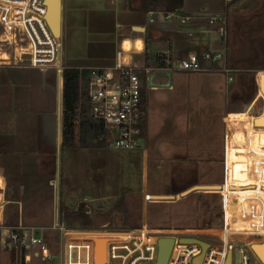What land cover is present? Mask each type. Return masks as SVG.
<instances>
[{"label": "rangeland", "instance_id": "1", "mask_svg": "<svg viewBox=\"0 0 264 264\" xmlns=\"http://www.w3.org/2000/svg\"><path fill=\"white\" fill-rule=\"evenodd\" d=\"M155 1L159 3L161 0ZM125 2L131 3L130 0L122 1L123 4ZM220 3L221 0H217L216 4ZM115 7L116 0H61L59 42L62 67L112 63L117 45L114 35L118 31L113 29ZM205 10V15L217 12ZM174 18L157 24L154 16H144L143 24L146 32H150L152 27L155 30L158 27L165 29L177 23ZM213 27L217 31V26ZM232 34L235 35L234 43L230 40ZM225 40L229 47L224 59L227 65L223 61L210 68L211 72L218 73L215 81L179 77L172 73L171 80L170 77H162L163 80L159 81L162 85L160 90L147 91L151 97L145 108V137L141 147L131 151L109 149L99 137L93 140L84 138V144L78 143L76 149L61 151L59 143L57 145L54 140L59 131V128L55 129L58 77L53 69L32 72L45 84L47 102L41 116L34 120L15 119L8 123H12L13 127L21 126L19 131L25 127L29 135L47 141L46 153H55L58 157L53 172L55 186L11 183L9 178V189H5L3 197L4 202L7 201L3 207V223L14 226L19 211L23 226L35 233L46 234L51 240L57 233L51 228L52 219L65 230L79 232L114 234L143 226L146 229L180 227L213 230L219 217V196L213 190L190 188L221 182L223 139L218 118L223 112L225 92L251 91V97L247 95L233 106V110L237 111L247 109V104L259 95L256 88L251 89L250 76L230 77L228 74L232 72L227 66L259 64L264 58V32L250 34L247 29H239L232 33V30L226 29ZM126 59L139 64L136 63L137 57ZM253 72H264V63L263 68L250 70V73ZM80 87L84 88L82 83ZM236 96L240 99L244 97L241 94ZM242 101L245 104H241ZM257 107L255 104L251 109L257 110ZM244 163L248 166L247 161ZM246 171L247 167L245 170L238 169V166L234 168V164L227 161L225 183L242 182ZM42 173L37 170L33 175L30 172L26 174L44 178ZM27 180L30 183L32 178ZM144 194L158 200L143 202ZM10 200H17V203ZM101 225L105 226L102 228Z\"/></svg>", "mask_w": 264, "mask_h": 264}, {"label": "built area", "instance_id": "2", "mask_svg": "<svg viewBox=\"0 0 264 264\" xmlns=\"http://www.w3.org/2000/svg\"><path fill=\"white\" fill-rule=\"evenodd\" d=\"M46 0H0V53L24 61L4 63L24 66L38 71L53 69L61 73V44L47 25ZM230 3L231 0H224ZM148 17L153 12H146ZM164 20L169 16H164ZM186 18L180 19L181 22ZM149 21H151L149 19ZM217 26V38L222 43L219 52L189 53L175 63L167 52L155 67L123 65L116 54L109 68L87 70V115L97 122L100 142L109 149L131 151L141 147L145 137V109L142 89L151 87L155 74L177 72L204 73L225 59V18L214 15L207 18ZM207 64V66H206ZM262 98V97H261ZM262 100H264L262 98ZM227 111L221 118L223 155L222 177L218 189L219 217L213 230L185 228L146 229L122 233L100 231H72L63 229L55 219L51 228L56 230L54 240L48 235L35 233L23 226L19 218L14 226L3 223V194L0 189V264H94L92 239H110L105 244L104 264H155L157 241L172 239L165 264H193L201 254L198 242L206 244L198 264H224L229 253V264H261L252 245L264 243V145L254 135L264 132V125H256L262 110ZM235 106V105H234ZM244 115L243 118L238 116ZM247 160L245 179L238 183H225L226 153ZM0 179L4 186L3 174ZM152 195L144 194L143 202H154ZM102 228L105 225H101ZM78 232V233H77ZM191 239L193 242H183Z\"/></svg>", "mask_w": 264, "mask_h": 264}, {"label": "crops", "instance_id": "3", "mask_svg": "<svg viewBox=\"0 0 264 264\" xmlns=\"http://www.w3.org/2000/svg\"><path fill=\"white\" fill-rule=\"evenodd\" d=\"M122 1L123 0H116V7L113 9L114 12L112 13V16L116 17L113 29L118 30L114 35L117 45L114 50L112 63L106 62L100 66L90 67H64L76 69L109 68L114 65L117 53H119V61L123 65L155 67L158 64V59L165 52L169 54L171 61L174 63L178 59L184 58L189 53L199 54L201 52H219L222 48V43L218 40L217 32L214 30L213 25H210L207 22V18L214 15H223L225 18V28L229 31L232 30V33L238 32L239 29H247L250 34L258 31L260 33L264 32V0H231L230 3H225L224 0H221L219 5L216 4L217 0H161L159 3L154 0L152 1V5L157 6L158 9L152 12L155 15V20L158 21L157 24H163L164 16H169V19L175 17L174 19L177 23H172L168 25V27H165V29L164 27H158V29L155 30L153 29L154 27H152L150 32H146L143 24L144 16H147L144 7L145 0H130L131 3L125 2L124 4ZM205 9L217 12L205 15ZM182 18H186L187 20L181 22L180 19ZM148 23L154 24L152 22ZM234 38L235 35L232 34L230 39L231 43H234ZM219 45L220 49L217 50ZM225 47L226 57L229 51L226 40ZM184 53V56H180V54ZM132 56L138 58L136 59V63L139 64H135L126 59L127 57ZM2 59L6 62L9 61L8 56L4 53L1 54L0 60ZM263 59L264 58L260 60V65L257 64L258 62H252L245 67L227 66L228 71L232 72L228 74L230 77L250 76L251 89L254 87V89L256 88L259 92V95L256 97L254 96L253 99L251 98L253 104L255 103L256 106L258 105L257 110H254H262L261 116L255 119L256 125H264V100H262V98L264 99V72L250 73V70H259L263 68ZM224 63L226 64L225 61ZM35 71L40 72L36 69L24 66L0 64V174L2 173L4 177V190L2 191L3 197L5 189H9V178H11V183H46L47 187L55 186L53 172L58 157L55 153H46V150H48V148H45L46 144H48L47 141L42 137H37L36 135L31 134L29 135L25 127L22 131H19L22 129L21 126L13 127L12 123H8V121L13 122L15 119L34 120L41 116V111L45 102H47L45 99V84L36 79L35 74L32 73ZM172 73H175L179 77L201 78L204 80L212 79L213 81H215L216 77L218 78V73L215 72L190 74L171 72L168 77L155 74L151 77V87L144 85L142 89L144 109L147 107V101H149V98L151 97L147 91L155 92L160 90L162 85L159 81L163 80L162 77H170L171 80ZM55 74L58 77L56 90L58 109L55 129L57 127L59 128V131L54 140H56L57 145L59 143L60 146L61 73ZM238 94L244 95L243 99L238 98L239 96H236ZM247 95L251 97V91L245 93L236 92V90H228L225 92L224 96L226 98L223 112L218 118V122L221 126V136L222 125L220 123V118L227 111H232L233 106L237 105L240 100H244ZM241 104H245V102L242 101ZM253 104L252 106L255 107V104ZM238 117L243 118L244 115ZM73 122L76 123V120L74 119ZM254 139L258 144L264 145V132L254 135ZM227 161H231L232 165L234 164V168L238 166V169L242 168L245 170L247 167L244 163V161L247 160L232 155L231 151H228V149L226 153V162ZM236 161L242 162L237 163ZM227 165L229 164L227 163ZM36 166L38 168L35 170ZM37 170L43 171L45 175L44 178H38L37 175L27 176L26 174L30 172L31 175H33ZM28 177L32 178L30 183L27 180ZM234 182V184H236L240 181L237 180ZM206 186L211 188L207 189ZM216 186L218 185L200 184L191 187L190 190L201 188L199 189L200 191H212ZM204 187L205 189H203ZM2 188L3 182L0 179V189ZM190 190L185 192H189ZM10 201L12 203H17V200ZM5 202L7 203V201ZM5 202L3 199V207ZM255 245L258 246L257 244H254L252 247Z\"/></svg>", "mask_w": 264, "mask_h": 264}, {"label": "trees", "instance_id": "4", "mask_svg": "<svg viewBox=\"0 0 264 264\" xmlns=\"http://www.w3.org/2000/svg\"><path fill=\"white\" fill-rule=\"evenodd\" d=\"M144 7L146 12L158 9L150 0H145ZM87 93V70L64 67L61 71V150L72 151L78 143L84 144V138L93 140L101 133L99 124L87 115Z\"/></svg>", "mask_w": 264, "mask_h": 264}, {"label": "water", "instance_id": "5", "mask_svg": "<svg viewBox=\"0 0 264 264\" xmlns=\"http://www.w3.org/2000/svg\"><path fill=\"white\" fill-rule=\"evenodd\" d=\"M46 15L45 19L47 22V25L49 27L50 32L52 35L56 38L59 37V23H60V0H46ZM207 66V64H206ZM163 77H168V74H161ZM110 240L107 238H94L92 239L93 242V253H94V264H104L105 263V244L106 242ZM183 242H193L191 239L183 240ZM198 244L201 247V254L194 259L193 264H198L200 262L201 256L203 251L206 248V244L202 242H198ZM264 244V243H263ZM172 245V239L169 238H160L157 241V256H156V262L155 264H165L170 248ZM253 250V247H252ZM254 251V250H253ZM255 253V251H254ZM256 254V253H255ZM257 255V254H256ZM258 257V255H257ZM260 260V258L258 257ZM261 264L263 262L260 260ZM229 264V253L226 256L225 263Z\"/></svg>", "mask_w": 264, "mask_h": 264}, {"label": "bare ground", "instance_id": "6", "mask_svg": "<svg viewBox=\"0 0 264 264\" xmlns=\"http://www.w3.org/2000/svg\"><path fill=\"white\" fill-rule=\"evenodd\" d=\"M1 54L0 53V59H1ZM20 58L16 59L15 57H8V62H6L5 60H0V64H4V63H11L14 61H24L25 56L23 55V50L20 51ZM254 251L257 253L258 257L260 258V260L264 263V244L262 246H254Z\"/></svg>", "mask_w": 264, "mask_h": 264}]
</instances>
